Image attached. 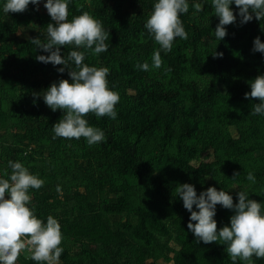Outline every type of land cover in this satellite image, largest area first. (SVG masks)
<instances>
[{"label": "trees", "instance_id": "trees-1", "mask_svg": "<svg viewBox=\"0 0 264 264\" xmlns=\"http://www.w3.org/2000/svg\"><path fill=\"white\" fill-rule=\"evenodd\" d=\"M40 2L45 11L31 3L23 11L0 8V174L11 172L9 159L21 160L44 179L30 188V204L38 216L52 214L61 223L60 264H244L232 261L220 241H197L175 189L190 182L199 194L214 185L235 203L244 184L250 198L264 201V114L253 112L258 97L244 95L249 81L264 74V53L253 50L254 37L264 40V19L253 14L241 23L233 3L237 19L219 40L212 0H189L181 13L188 38L176 37L171 51H161L162 65L144 70L137 63L151 65L159 47L144 27L153 0H71L69 19L88 10L109 30L107 51L85 49V62L108 66L109 86L120 94L117 118L86 114L106 134L89 145L83 136H54L49 125L63 110L34 95L60 78L71 82L67 66L36 59L48 53L32 38L46 40L47 24L55 23ZM31 24L40 29L37 36L17 33ZM60 47L67 56L76 46ZM233 212L217 203V229ZM168 240L179 245L172 256ZM25 250L15 264H46ZM253 259L264 264V257Z\"/></svg>", "mask_w": 264, "mask_h": 264}, {"label": "clouds", "instance_id": "clouds-1", "mask_svg": "<svg viewBox=\"0 0 264 264\" xmlns=\"http://www.w3.org/2000/svg\"><path fill=\"white\" fill-rule=\"evenodd\" d=\"M29 3L38 8L40 0H0V8L5 13L9 10L23 11ZM70 3L71 0H44V6L55 23L47 24L46 40L34 37L32 43L48 53L38 54L36 59L67 66L71 82L60 78L42 93L34 95H42L52 110H63L61 118L52 124L54 136L77 139L83 136L91 145L105 140L106 134L102 128L90 124L86 114L92 112L97 117L107 115L117 118L116 105L120 94L109 86L108 66L85 62V49L97 55L107 51L109 30L88 10L69 19ZM233 3L239 6L237 11L241 23L253 19V14L257 19H264V0H212L214 13L219 17L214 30L219 40L227 34L225 25L237 19L230 7ZM189 6V0H153L144 27L159 47L153 52L152 64L145 60L137 63L138 68L149 70L160 67L163 63L161 51H171L176 37L188 38L181 13L188 12ZM80 7L83 8V5ZM194 7L201 10L202 4L195 2ZM66 44L76 46L68 51L67 56L61 54L60 47ZM253 50L264 53V40L260 36L254 37ZM213 55L222 56L223 53L214 51ZM63 66L57 71L64 72ZM249 83L251 90L244 95L258 97L259 102L254 103L253 112L264 114V74L257 75ZM8 166L11 172L0 174V264H15L23 249H27L31 259L37 262L57 264L64 251L61 223L52 214H48L46 220L38 216L35 207L30 204V188L39 189L45 181L21 160L9 159ZM247 179L256 181L253 171L248 172ZM57 189L61 190L60 185ZM175 191L190 212L187 228L198 242H222L234 262L240 259L244 264H256L253 256L264 257V201L250 198V192L243 188L236 193L238 201L235 203L228 190L217 189L214 185L197 194L195 185L190 182L177 184ZM217 203L234 210L230 223L219 229L215 219Z\"/></svg>", "mask_w": 264, "mask_h": 264}, {"label": "rangeland", "instance_id": "rangeland-1", "mask_svg": "<svg viewBox=\"0 0 264 264\" xmlns=\"http://www.w3.org/2000/svg\"><path fill=\"white\" fill-rule=\"evenodd\" d=\"M39 9L41 11H45V9L41 6V2L39 3ZM4 12V11H3ZM5 13V12H4ZM40 29L38 27H36V25H26V26H22L20 27L18 30H17V33H21L23 34L25 37H28V38H32L34 36H37L40 31ZM24 59V57H23ZM54 124V123H52ZM52 124H50L49 126L50 127H53ZM7 131V134H11L12 130L11 129H8L6 130ZM219 175H221V173H219ZM221 177V176H219ZM227 182H225V186H226ZM240 187H242L243 189L246 188H250L249 185L245 186L244 184H241ZM200 192V190H199ZM179 245L174 241V240H168V243H167V249H166V253H169L170 256L173 255V253L179 248L178 247ZM26 251L25 249L21 250L20 253ZM29 252V251H28ZM57 264H60V261L57 262ZM162 264H172V260H169V261H162Z\"/></svg>", "mask_w": 264, "mask_h": 264}]
</instances>
